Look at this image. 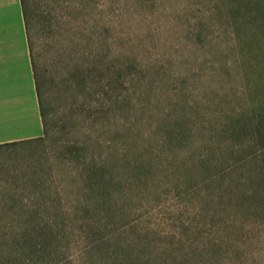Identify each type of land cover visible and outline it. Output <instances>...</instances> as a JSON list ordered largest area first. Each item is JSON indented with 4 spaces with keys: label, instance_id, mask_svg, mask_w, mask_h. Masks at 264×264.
I'll list each match as a JSON object with an SVG mask.
<instances>
[{
    "label": "rangeland",
    "instance_id": "obj_1",
    "mask_svg": "<svg viewBox=\"0 0 264 264\" xmlns=\"http://www.w3.org/2000/svg\"><path fill=\"white\" fill-rule=\"evenodd\" d=\"M29 3L45 126L0 145V232L20 230L19 205L47 204L34 220L54 219L70 252L76 222L107 216L172 236L148 264H264V188L254 165H232L256 143L228 128L246 108L237 48L264 81V32L236 43L220 0ZM26 118L2 116L0 138L32 130Z\"/></svg>",
    "mask_w": 264,
    "mask_h": 264
},
{
    "label": "trees",
    "instance_id": "obj_2",
    "mask_svg": "<svg viewBox=\"0 0 264 264\" xmlns=\"http://www.w3.org/2000/svg\"><path fill=\"white\" fill-rule=\"evenodd\" d=\"M220 1L223 4L224 11L227 13L229 25L234 30V41L238 44L240 42L243 43L244 40L242 41L241 39L244 38L242 37H248V41L253 39V42L259 45L256 37L251 35L254 27L260 28L264 32V0ZM19 4L41 121V131H43L45 126L44 108L39 95V80L28 30L32 13L29 0H19ZM102 29L106 31L104 26H102ZM246 42L247 40H245ZM237 52L239 54L238 66L240 67V95L245 102L246 108L235 111V116L228 123V128L231 133H239L241 130L245 132V128L248 127L246 132L256 144H254V148L250 146L247 153L242 155V158L234 161L232 165L238 164L239 161L243 165H254L256 171L250 176V179L263 189L264 81L258 80L255 76V79H253L251 76L255 72L262 75V69L259 62L254 58H250L246 50L238 47ZM30 139L32 138L4 142L0 143V145L28 141ZM91 189L93 188L88 187L87 191L90 192ZM256 195L258 194H252V196ZM259 197L264 203V191L259 194ZM39 205L38 203L19 205L17 211L21 210L28 216L25 220L18 221L15 224L20 230L8 234L0 232V264H85L93 256L99 259L97 264H148L159 258L166 251V248L173 243L172 236H170L171 238L164 237L160 239L157 235H152L154 233L151 234L145 231L134 232V234L123 233V228L114 231L111 221L106 216L99 219L76 222L79 235L72 240V244L76 247L81 244V248L70 252L69 239L60 233L59 229H61V226L57 228L58 224L54 219L40 217L38 220H34V216H39L40 213L49 207L47 204ZM87 207V205H77L76 209L87 211V209L89 210ZM159 240L162 242H159Z\"/></svg>",
    "mask_w": 264,
    "mask_h": 264
},
{
    "label": "crops",
    "instance_id": "obj_3",
    "mask_svg": "<svg viewBox=\"0 0 264 264\" xmlns=\"http://www.w3.org/2000/svg\"><path fill=\"white\" fill-rule=\"evenodd\" d=\"M23 115L32 130L18 138H0V143L41 133L19 0H0V118L18 119Z\"/></svg>",
    "mask_w": 264,
    "mask_h": 264
}]
</instances>
